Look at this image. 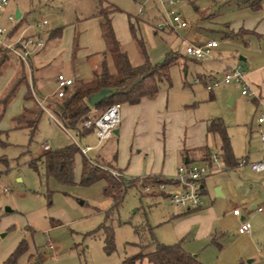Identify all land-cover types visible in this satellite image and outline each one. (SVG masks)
<instances>
[{
  "label": "rangeland",
  "instance_id": "1",
  "mask_svg": "<svg viewBox=\"0 0 264 264\" xmlns=\"http://www.w3.org/2000/svg\"><path fill=\"white\" fill-rule=\"evenodd\" d=\"M164 1L102 0L101 3L117 9L112 14V22L131 65L141 63V57L128 29L129 22L151 62L162 61L169 51L184 55L185 65L180 61L172 65L170 85L160 82L157 93H162L164 110L172 114L175 122L191 120L204 125L219 117L227 127L237 159L253 162L264 158L261 138L264 123L258 122L264 114V106L256 101L257 88L247 78L254 65L264 61V37L226 36L228 32L237 33L241 27L264 29V0L259 12L244 5L246 0H173L171 6L163 4ZM97 6L98 0H8L2 11L13 13L16 8L22 16L21 22L14 21L17 34L23 28L29 35L41 31L45 47H50L49 33L58 30L59 48L48 56L37 73L28 63L30 74L23 63L8 54L4 65H10L3 67L0 73V97L18 67L16 76L24 75L25 71L31 94L35 95L34 91L40 96L49 93L45 98H52V80L56 73L72 72L70 66L74 61L68 63L67 57L73 38L78 58L86 51L102 47L97 19L92 16ZM167 10L179 14L188 27L167 25ZM201 13H206L205 19L201 18ZM42 19L46 23L33 28L34 21ZM158 24L162 27L157 28ZM0 25L4 30L10 29L5 19L0 18ZM211 39L218 42V47L211 50L210 56L202 60L185 56L188 42L205 43ZM110 62L108 58L109 65ZM89 67L82 61L77 64L76 59V69L82 77L89 76ZM233 68L243 73L249 94L241 93L240 82L222 83L226 71ZM205 74L212 76L211 84L219 82L212 90L199 80V76ZM22 91V87L17 88L8 104L4 108L0 106V227L7 229L3 237L5 243L20 231L35 251L28 256L27 264H121L124 256L149 249L154 243H181L203 264H264V173L242 166L210 174L206 179L207 193L202 197V211H199L202 216L198 218H192L190 215L196 213L192 212L173 221L172 216L183 211L171 206L156 185L151 188L144 178L134 179V186H128L114 206L112 199L103 194V180L89 185H60L51 178L45 179L40 166L37 171L28 166V159L42 152V143L54 149L70 142L93 144L95 140L89 132L78 135L76 131L61 128L44 110L31 136L25 128L9 126L8 112L14 104L20 106ZM94 114L96 112L89 113ZM140 135L145 134L135 126L127 137L120 138L125 140L122 143L134 142ZM207 142L216 151L218 140L208 136ZM103 144L100 145L104 148ZM97 151H88L86 157L102 161L100 156H95ZM103 161L114 165L111 156H103ZM78 171L76 164L75 178ZM217 187L222 196L216 195ZM252 204L255 208L262 207L263 211L251 209ZM5 207L9 212H5ZM233 208H237L238 216L233 214ZM239 215L246 217L251 232H237ZM196 220L202 225L199 236L180 234ZM104 227L112 231L113 248L109 253L103 250ZM48 241L55 248H48Z\"/></svg>",
  "mask_w": 264,
  "mask_h": 264
},
{
  "label": "trees",
  "instance_id": "2",
  "mask_svg": "<svg viewBox=\"0 0 264 264\" xmlns=\"http://www.w3.org/2000/svg\"><path fill=\"white\" fill-rule=\"evenodd\" d=\"M101 2L102 0H98V6L93 16L99 19L98 27L100 37L104 43V50L101 53L91 54L86 57V62L91 63L89 64L91 67L89 76H74L73 84L63 96L45 99L44 105L41 100L37 102L34 95L28 90L25 71L24 75H18L6 89L3 96L0 97V106L4 108L20 85H25L26 87L23 100L30 102L31 106H23L21 112L11 118L13 128H25L31 136L36 129L40 115L43 110L47 109L57 119L63 129L76 131L78 135H85L91 132V128L81 126L85 119L93 118L112 103L131 105L138 103L143 97H153L159 91L160 82L166 81L170 85V67L179 64V61L180 64L185 65L184 56L174 51L166 53L164 59L160 62H151L146 55L143 42L135 37L133 24L129 22L128 29L137 44L141 57V63L134 66L131 65L121 44L116 39L111 25L109 15L117 11V9L110 5H102ZM245 3L251 9L258 10L261 8L262 0H246ZM104 7L108 9H104ZM15 29L16 26L12 28L10 34ZM242 31L245 30H239L235 36L242 34ZM55 33H58V30L51 31L50 35ZM75 48L76 42L73 39L72 53ZM9 53L8 50L0 47V70L8 59ZM108 58L111 61V65L108 63ZM20 63L22 64L21 61ZM100 88H113L114 91L95 105L90 106L87 103L88 96ZM91 110L96 111V114L89 115ZM207 130L218 136L220 156L228 165L234 167L237 163V158L233 155L227 127L222 119L217 117L208 120ZM27 164L35 171L40 166L45 179L51 178L60 185H89L97 180H103V194L112 199L114 206L120 202L125 189L128 186H134V179H136L113 175L112 172L116 171L112 167L87 158L86 155L80 152L79 146L73 142L45 150L37 157L29 158ZM76 164L79 166L77 178H75L74 172ZM144 179H150L149 182L152 186L170 181L167 178L154 176H148ZM162 193L160 192V194ZM103 234V250L109 253L113 248L112 231L110 228L104 227ZM135 244L131 243L133 246ZM27 248L28 243L22 237L0 264H16L18 258L27 251ZM143 258L150 264H203L197 257L187 252L181 243H154L149 249L144 251L137 250L124 256L121 264H134Z\"/></svg>",
  "mask_w": 264,
  "mask_h": 264
},
{
  "label": "crops",
  "instance_id": "3",
  "mask_svg": "<svg viewBox=\"0 0 264 264\" xmlns=\"http://www.w3.org/2000/svg\"><path fill=\"white\" fill-rule=\"evenodd\" d=\"M244 5H247V4L245 3ZM262 6L263 5L261 4V8L257 10L258 12L261 11ZM2 9L0 10V18L5 19L10 24L9 25L10 26L9 35H12L13 38L18 37V36H22V35H29V34H27V31L25 28L19 30L18 34H17V30H18L17 25L14 23H12V25H11V23L7 20L8 15L14 14V16H15V10H17L16 8L14 9L13 13L9 12L7 10L2 11ZM18 12H19V17L16 20L20 19L19 22H21L22 16H21L20 11H18ZM113 13H111L109 15L110 21H111V25H112V28L114 31V35H115L116 39L118 40V42L120 43V38L118 37V35L115 31V28L113 26V22H112V14ZM93 14H92V16H93ZM94 17L97 19V26H98L99 19L96 16H94ZM201 18L205 19L206 13H201ZM37 21H39V20H37ZM35 22L36 21H34V23L32 24L33 28L34 27L40 28L41 26H36ZM14 26H16L17 29H15L14 32L12 34H10V31L12 30V28ZM249 26H251V25H249ZM241 29L245 30L242 33V35L239 34V35L235 36L236 33L228 32L226 34V36L232 37L234 35V37H238V36L242 37L243 35L254 34V35L264 37V29H262V28L261 29L258 28L257 31L254 28L251 29L250 27H241L239 30H241ZM98 31H99V27H98ZM35 34H38L42 37L41 31L34 32V35ZM99 37H100V33H99ZM48 40L50 41V45H51L50 47H45V45L43 43V45L39 49H37L31 53V55L28 59L29 68L31 67L32 70H34V72L36 71V73L44 65L45 60L48 58V56L49 55L51 56V53L54 54V52L56 53V51H58L59 47H58V35H57V33H55L53 35H50V33H49ZM100 40L102 42V47H101L102 49L100 48L101 51H98L100 49L96 47L94 50L86 51L84 53V55H82L83 57H79V58L75 57L76 51L78 49L77 45H76V48L73 50V53H72V44H71V50H70L69 56L67 57V60H68V63L70 61H74L73 66H70V71L72 70V72H70L68 75H64V74L63 75L70 77L72 79V84H73L74 76L79 75V73L76 69V59H77V64L79 61L87 63L86 62L87 56H89L91 54L101 53L102 50H104V43H103L101 37H100ZM211 40H214V39H211ZM188 43H192V42H188ZM194 44H201V42H196ZM9 55H11L15 60H17L18 63H20V61L13 54L9 53ZM185 56L189 57L186 53H185ZM189 58L194 59L193 57H189ZM32 59H33V63H31ZM93 59H96V58H93ZM199 60H202V59H199ZM87 64L89 65L91 63L88 62ZM7 65H10V64H7ZM7 65L3 64L1 69H3V67H6ZM14 67H16V65H14ZM16 68H17L16 74L14 72L13 79L10 81L9 85L17 77L16 75L18 73V67H16ZM89 68L91 69V67H89ZM8 70L11 72V69H8ZM0 73H1V70H0ZM58 73H60V72H58ZM55 76L52 80L53 97L55 96L54 95ZM211 77L212 76L210 74L200 75L199 80L202 81L203 83L207 84V82L209 80H211ZM247 78H248V81L250 83L255 84V86L257 88L258 97H257L256 101L263 104V106H264V61L261 60L260 62L256 63L254 65V67L251 69V71L247 74ZM9 85H8V87H9ZM71 85L68 86L66 91L71 87ZM19 87H22V89H23V91L21 92V96H20V106L17 107V104H14L13 108L11 109L12 111L8 112V116H9L8 123H9V126H11V127L13 126L11 118L13 116L17 115L18 113H20L23 106H27V107L31 106L30 102L23 100V94H24L25 89H26L25 85H20ZM32 88H34V87H32ZM34 93H35V95H34L35 100L37 102H39L38 100H41V102H43V103L45 102L44 101L46 99L45 97H47L49 94V93H45V94L41 93L42 95L40 96V95H37L36 91H34ZM157 93H159V92H157ZM157 93L153 97L141 98L140 101L136 104L130 105V104L123 103L120 105V111H119L120 121H119L118 126L116 127V130H117L116 133H113L108 139L101 142V143H104L103 144L104 148H103V146L100 145L101 144L100 143L98 146L93 147L90 150H88V151L98 150L97 152H95V156L96 157L100 156V159L102 161H97V160H95V161L99 162L100 164L107 165L108 163H104V161H103V156H105V155H108V157L111 156V158L114 160L113 161L114 165L112 166L109 164L108 166L112 167L117 173H119L122 177L127 178V179L145 178L148 176L149 177L154 176V177H159V178H167L168 180H170V178H172L173 175L175 174L176 168L179 164H181V163L187 164L190 162L203 160L207 156H209V154H211V153H219V155H220L219 138L217 135L208 132L207 122L204 125L197 124L196 122H193L191 120H189V122H186L184 120L183 121L180 120L178 122H175V119L171 117L172 114H170V112L164 110V101H163L164 97H163L162 93H160V94H157ZM252 95H254V94H252ZM44 111H47L51 115V117H53L57 121V119L47 109H45ZM95 112L96 111H94V110L90 111V113H95ZM58 124H59V122H58ZM59 126H60V124H59ZM135 126L137 127V130H139L141 132V134H145V135H140L134 142L122 143V141H125V140H121L120 137L121 136H123V138L127 137L128 134L131 133V129L135 128ZM175 126L177 129H175ZM89 133L92 134V132H89ZM142 136H144V137H142ZM208 136L212 137L214 140L215 139L218 140V147H217L216 151H213L209 147L208 142H207ZM113 137H114V139H113ZM141 138H142V140H140ZM110 139H111V141L107 142ZM126 144H127V146H126ZM78 146H94V143L93 144L78 145ZM40 147H41V145H40ZM125 147H127V150ZM44 151L45 150L42 149L41 153H43ZM88 151L84 155H86L88 153ZM232 152H233V150H232ZM233 155H234V153H233ZM221 159L226 166H230L226 163V161L222 157H221ZM238 168L239 167L230 166L229 168H226V169L221 170L219 172L220 173L227 172L228 170L238 169ZM208 177H209V175L206 176L202 180V188H203L202 194L203 195H205L207 193L206 179ZM145 180H147V182L150 183L149 182L150 179H145ZM168 182H170V181H168ZM150 185H152V184L150 183ZM220 191H221V189H220ZM159 193H160V191H159ZM221 194H222V192H221ZM162 195L165 196L164 192L162 193ZM217 196H222V195H217ZM202 205H203V202H202ZM202 205L199 208H196L193 210L180 209L183 212H178V213L174 214L172 216L173 221H175V219H178V216L183 215L185 213L196 212V213H193L190 215V216H192V218H194V217L198 218V217L202 216L201 214H199V213H202V212H199V211H202ZM250 208L251 209L255 208L254 204H252L250 206ZM234 209H237V208H233V210ZM255 209L257 210V207ZM233 210H232V212H233ZM261 211H263V208ZM5 212H9V211H5ZM238 214H234V215L238 216ZM239 220L241 223L243 220H246V217L244 215H239ZM240 223H239V225H240ZM201 228H202L201 223L199 224L198 220H196V221H194L193 224H190L189 227L186 230H184V232L183 231L180 232V234H183V233L185 235L193 234L194 237H197L200 235L199 232H200ZM6 230H5V228L3 229V227H0V232H3L2 235L0 236V263L13 250V248L15 247L17 242L22 238V234L19 231L18 234L12 235L10 240H8V242L5 243L3 240V237L5 234H7ZM192 231H193V233H192ZM48 244H51L52 247L55 248L50 241H48L47 246H48ZM183 248L187 252L192 254V251H189L188 249H186L185 246ZM34 252L35 251H33V249L28 246L27 251L18 258L16 264H27L28 256L29 255L32 256V254ZM193 256H196V255H193ZM134 264H150V263L145 258H143L141 260L136 261Z\"/></svg>",
  "mask_w": 264,
  "mask_h": 264
},
{
  "label": "built area",
  "instance_id": "4",
  "mask_svg": "<svg viewBox=\"0 0 264 264\" xmlns=\"http://www.w3.org/2000/svg\"><path fill=\"white\" fill-rule=\"evenodd\" d=\"M8 0H0V10L6 6ZM166 6H171L173 0H165L163 2ZM7 20L14 23L16 20L14 14L7 16ZM167 25L177 26L178 28L187 27L189 24L183 20L179 14H175L172 10H167ZM46 23L44 19L36 21V26H42ZM166 25V24H165ZM162 27V24H158L157 28ZM43 45L42 37L38 34L33 35H22L13 38L9 35V30H4L0 26V47L8 50L13 54L18 60H20L25 67L28 69V59L32 52L39 49ZM218 46L216 40H208L205 43L194 44L187 43L185 47V53L196 59H204L211 54V50ZM230 82H240L242 84L241 93L244 95L249 94V89L247 87V82L245 81L243 73L237 69H229L226 71L222 78V83L228 84ZM219 82L211 81L207 82L206 88L211 90L213 86L217 85ZM72 84V79L70 77L64 76L61 73H57L55 76V90L54 95L56 97H61L65 93L68 86ZM120 104L112 103L103 109L99 114L93 118L85 119L81 126L84 128H91V132L94 136L95 143L94 146H79V150L82 154H85L88 150L93 147L98 146L101 142L108 139L113 134V129H115L120 121ZM258 122L264 123V114L258 118ZM264 140V133L261 136ZM43 150H47L48 146L43 143L41 144ZM249 166L251 170L256 172L264 173V158L248 162L245 159H237V163L234 167ZM230 166H226L222 161L219 153H211L205 159L200 161H194L190 163H181L177 166L175 174L170 178V182L159 183L155 188L165 193V197L168 203L176 208L183 210H193L199 208L202 205V180L215 172H219ZM113 175L121 176L117 172H113ZM152 188L153 186L150 185ZM145 188H148L147 186ZM5 192V188H2ZM258 211L262 210V207H257ZM234 214H238V210H233ZM251 231V225L248 221L243 220L238 226V233H249ZM49 248H53L51 244H48Z\"/></svg>",
  "mask_w": 264,
  "mask_h": 264
},
{
  "label": "water",
  "instance_id": "5",
  "mask_svg": "<svg viewBox=\"0 0 264 264\" xmlns=\"http://www.w3.org/2000/svg\"><path fill=\"white\" fill-rule=\"evenodd\" d=\"M18 17H19V12L18 10H15V18L17 19ZM113 91H114L113 88H100L98 91L88 96L87 103L90 106H93L102 99H104L107 95L111 94ZM116 131H117L116 128L113 129V133H116ZM215 193L216 195H222L219 187L215 189ZM4 210L9 211L7 207H5Z\"/></svg>",
  "mask_w": 264,
  "mask_h": 264
}]
</instances>
